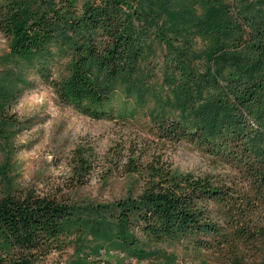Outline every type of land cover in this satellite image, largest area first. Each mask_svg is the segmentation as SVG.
<instances>
[{
  "label": "trees",
  "instance_id": "16d2710c",
  "mask_svg": "<svg viewBox=\"0 0 264 264\" xmlns=\"http://www.w3.org/2000/svg\"><path fill=\"white\" fill-rule=\"evenodd\" d=\"M0 34L48 80L46 65L65 62L50 80L64 105L112 119L116 97L153 102L159 142L187 140L235 171L180 173L132 145L111 148L106 178L120 170L139 191L107 203L33 189L1 196L0 264H44L82 239L90 246L74 264L103 250V264H146L162 244L215 264H264V0H0ZM19 72H0L11 126L26 87ZM98 163L91 146L74 151L72 193ZM112 251L125 258L113 262Z\"/></svg>",
  "mask_w": 264,
  "mask_h": 264
},
{
  "label": "rangeland",
  "instance_id": "374dc122",
  "mask_svg": "<svg viewBox=\"0 0 264 264\" xmlns=\"http://www.w3.org/2000/svg\"><path fill=\"white\" fill-rule=\"evenodd\" d=\"M64 64V61H50L45 73L48 80L34 68H27L30 66L27 62L11 57L7 40L0 34V72L20 66L19 77L26 81L21 96L9 111L17 125L5 124L0 115V197L33 189L41 194L61 192L65 196H76L78 201L107 203L129 192L137 193L139 185L135 177L123 176L120 170L109 178L104 173L108 168L105 163L108 151L119 148L125 150L123 155H126L131 145L134 150L147 151L148 156H161L180 173L234 176L235 171L230 166L187 140L159 142L157 125L148 114L155 105L153 102L148 105L131 102L127 107L125 96L116 97L112 103V119H93L64 105L50 82L60 77ZM132 109H136L134 116ZM80 146H91L99 163L87 183L72 193L69 189L73 180L71 164L74 151ZM86 242L77 240L62 253H54L44 264H74L80 258L79 253L87 252L90 245ZM151 250L156 256L146 264H215L210 254H196L186 244L152 245ZM111 256L113 262L118 256L124 257L118 251H112ZM106 258V250L100 257H91L93 264H103L101 260Z\"/></svg>",
  "mask_w": 264,
  "mask_h": 264
}]
</instances>
